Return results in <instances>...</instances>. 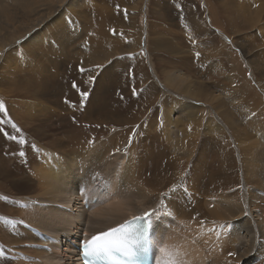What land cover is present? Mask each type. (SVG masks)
Masks as SVG:
<instances>
[{
    "label": "bare ground",
    "instance_id": "obj_1",
    "mask_svg": "<svg viewBox=\"0 0 264 264\" xmlns=\"http://www.w3.org/2000/svg\"><path fill=\"white\" fill-rule=\"evenodd\" d=\"M73 1L80 2L0 0V46L24 42L21 54L28 60L24 69L0 79L7 113H0V217L17 222L0 219V264H74L76 258L81 264L76 250L81 238L148 211L155 213L157 264L164 262L161 258L165 264H264V189L252 186L253 179L264 183V143L260 154L247 157V148L235 154L234 133L241 147L254 136L238 126L220 97L209 96L181 70H130L144 58L137 53L141 38L129 29L135 27L132 20L116 32L109 11L101 7L93 9L100 10L98 21L89 23L84 16L80 24ZM241 7L239 15L246 10ZM212 12L207 17L196 9L184 11L187 27L196 36L211 34ZM254 12L259 19L264 4ZM234 27L249 34V25ZM158 36L151 41L179 54ZM58 58L68 62L67 68L51 64L47 70L38 64L58 63ZM146 59L152 67L151 57ZM250 88L237 86L239 93H248L238 108L248 113L246 128L253 127L252 118L264 117L258 103L264 88L262 96ZM54 102L62 111L50 106ZM49 119L55 129H67L66 140L47 141V134L56 132Z\"/></svg>",
    "mask_w": 264,
    "mask_h": 264
},
{
    "label": "rangeland",
    "instance_id": "obj_2",
    "mask_svg": "<svg viewBox=\"0 0 264 264\" xmlns=\"http://www.w3.org/2000/svg\"><path fill=\"white\" fill-rule=\"evenodd\" d=\"M88 1L89 0H80L79 3L83 8L79 7V3H75V1H73L74 5L72 6V8H75L74 10L77 9L76 11H79L77 13L82 19L80 24H84V16L88 17L89 23L98 21V12L100 10L97 13H93V9H101V7L103 8V10L107 9L104 11H109L108 13H106V16L108 15L107 19L109 22H112L113 27H115L116 29V32H119V30H121V27L125 26V29L129 21L132 20V25L135 27L132 28L131 26L129 29L131 32H136V38H141L139 39V41L142 44V47L137 50V53L142 54L144 58L137 63V67L132 66L130 70H133V68H148L150 70H153V72L157 74H159L163 70H181L183 72V75L185 74V77H188L190 80L195 81L197 86H205L204 89L208 90L209 96L211 93L214 92L216 96L220 97L227 111L235 119L238 126L244 129L247 135L251 137L254 136L253 138H251V143H248L246 144V146L241 147L237 144V140L240 138L238 136V131L234 133L232 149L235 151V154L239 155V150H242L243 152L246 148L248 149L247 157H251L253 153L260 154L261 148L259 146V143H261V145L264 143V117L259 116L260 118L257 119L258 121L255 119V117L252 118V120L257 123L253 121V127L246 128L243 122V118L247 117L248 113H240L238 111V108L242 105L243 97L248 93L244 90L239 93L237 91V86H248L247 90H250V87H253L258 95L262 96L263 94L262 89L264 88V13L261 15L263 16V18H261L260 16L259 19H256L258 13L254 11L259 9L264 4V0H208V2L207 0H90V3ZM95 6L96 8H94ZM223 6H225V8H223ZM239 7L243 8V10L246 9L245 11H247V13L245 14L244 11V13L239 15ZM80 8L82 10H80ZM192 9H196L198 12H202L207 17H211L213 13L212 10H215L216 14L214 15L213 21L216 24L212 23V25H210V30L212 32L211 34L210 32H205L201 33V35L197 34V37V32L194 31L195 29H189V27H187L188 25L185 22L186 20L184 18V11H191ZM248 16H250L251 18L253 17V19H255V21L258 23H256L255 21L252 23L253 20L249 19ZM233 21V24L235 26L249 25V34L245 35L241 33L238 27H234V25L232 24ZM248 21L249 23L247 24ZM223 22L224 24H222ZM74 24L79 25L76 23ZM159 24L161 25L160 32L157 29L158 27H160ZM118 25L122 26L118 27ZM215 25H217L216 27H218L219 25V27L216 29ZM220 29H222L223 32ZM112 31L114 32V30ZM123 31L125 32V30ZM158 34L162 35V39L165 37L168 42L170 41L174 45V47H177L179 54L168 53L161 46L159 47L157 43H155V41H151V37L155 38V40L156 38L159 39ZM226 35L229 36L230 41L225 38L227 37ZM111 36L114 37V34ZM124 37H122V39H126ZM145 43H148L146 47L144 46ZM224 43L227 44L228 47L225 46ZM24 44V42H18L9 49H5L4 45L0 46V79L6 72L17 70V68H25L28 60L21 54L22 50L25 48ZM222 44H224L223 47ZM229 45L231 46V49H229ZM197 52L200 53L199 58L195 56V53ZM228 52H231L230 56L226 55ZM233 54H235L236 57L240 60L241 65L239 64V60L233 57ZM145 56L151 57L152 67H150V65L148 64L147 59L145 60ZM58 60V63L41 61L38 64L44 65V69L47 70H52L49 66L51 64H59L60 69L67 68V61L62 58L61 60L58 58ZM219 61L220 63H218ZM246 61L248 62V64ZM234 65H239L240 67L236 66V68ZM220 66L224 67V70ZM230 75L233 76L232 80L230 79ZM244 75H246V78L248 77V79L242 81L241 77ZM53 95L54 94L52 93V99H56L57 96ZM254 96L256 97L257 95L255 94ZM0 100H2L3 102L6 101V99L2 98L1 96ZM206 103L211 104L210 102ZM258 103H262V106L264 107V100L263 102H260L258 100ZM50 106L55 108L58 105L54 102V106ZM60 107L61 106H58V109H60L59 111H62L63 108L61 107V109ZM52 121L53 120L49 119L51 129H53L51 131L56 130V132H49L47 134L49 137L47 141L59 139L58 141L63 142L64 140H66L65 136L67 135V129H55V124ZM255 140L258 142H256ZM258 147L260 148V150H257ZM200 148L205 152H210V149L208 147ZM66 149L69 148L66 146ZM235 159H237L235 160L236 165H240L241 163L238 162L239 157L236 156ZM259 167H261V164H257L255 166V168ZM94 176L96 177V175ZM252 186L255 188V190H257V188L262 187L264 189V183L258 184L255 179H253ZM85 209L88 210L89 206L87 208L85 207ZM161 259L162 260H160V262L164 261L162 262V264H165V260L163 258ZM73 262L74 264H78L77 258L75 260L73 259Z\"/></svg>",
    "mask_w": 264,
    "mask_h": 264
},
{
    "label": "snow or ice",
    "instance_id": "obj_3",
    "mask_svg": "<svg viewBox=\"0 0 264 264\" xmlns=\"http://www.w3.org/2000/svg\"><path fill=\"white\" fill-rule=\"evenodd\" d=\"M199 55V52L195 53L197 58H199ZM80 71L84 72L86 70L81 68ZM89 79L93 78L89 77ZM73 87H76V85L73 84ZM133 94H137L135 89H133ZM87 95V92L82 93L81 99L83 100ZM0 113L7 114L2 100H0ZM3 122L0 121V123ZM12 127L17 132L20 131L15 124ZM11 139L17 140V137L12 136ZM17 142L22 145L25 140L21 137ZM19 154L23 156L24 152ZM154 214V211H148L142 216H134L116 227L109 228L107 231L99 232L90 239H86L82 244L81 252L83 264H136L141 254L147 250L149 230L153 227L152 218ZM0 219L5 218L0 217ZM5 223L15 224L17 222L5 219ZM19 223L22 224L23 221ZM230 255H234V253H230ZM3 256L4 253L0 250V258H3Z\"/></svg>",
    "mask_w": 264,
    "mask_h": 264
}]
</instances>
